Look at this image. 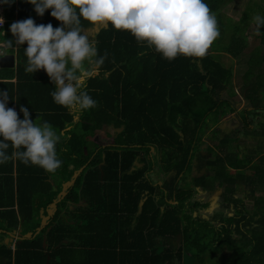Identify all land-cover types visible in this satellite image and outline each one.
<instances>
[{
    "label": "trees",
    "instance_id": "obj_1",
    "mask_svg": "<svg viewBox=\"0 0 264 264\" xmlns=\"http://www.w3.org/2000/svg\"><path fill=\"white\" fill-rule=\"evenodd\" d=\"M222 1L204 0L216 16L215 41L222 38V47L199 58L178 55L168 61L127 31L99 28L90 40L98 56L107 57L86 81L85 90L96 101L87 111L55 104L50 95L55 85L41 72L25 71L27 45L17 46L16 69L0 70V91L7 90L6 106L19 119L23 106L32 121L46 120L56 129L62 164L54 173L18 159L0 164V264H264V53L257 47L241 76L243 96L252 104L244 109L247 117L242 113L239 129L220 139L211 130L235 111L233 87L227 98L219 97L233 76L231 63L211 53L237 58L244 29L264 0L237 21L222 17ZM3 7L7 20L31 17L36 24L61 26L50 10L37 16L24 0ZM225 22L234 29L223 43ZM9 26L2 39L13 40ZM90 26L81 20L83 29ZM260 35L262 43L264 31ZM205 131L208 142L202 140ZM202 144L213 154L202 166L211 174L191 172ZM6 151L10 155L13 149ZM154 166L163 176L171 173V181L156 184L150 177ZM81 167L47 224L34 234L39 211L46 214ZM195 187L202 193L223 188L220 205L232 214L200 217L208 202L193 198ZM28 232L33 237L4 243L7 233Z\"/></svg>",
    "mask_w": 264,
    "mask_h": 264
},
{
    "label": "clouds",
    "instance_id": "obj_2",
    "mask_svg": "<svg viewBox=\"0 0 264 264\" xmlns=\"http://www.w3.org/2000/svg\"><path fill=\"white\" fill-rule=\"evenodd\" d=\"M16 0H0L11 5ZM37 16L46 10L61 26L36 24L31 17L10 24L13 40H0V51L15 50L26 43L25 71L43 69L55 90L50 93L55 104L69 110L87 111L96 101L85 90L87 79L103 64L105 52L98 56L95 42L81 27V20L91 26L111 25L130 33L138 43H145L162 58L172 61L178 55L203 57L219 36L217 19L204 0H24ZM257 34L264 26V15L253 17ZM0 16V33L4 37ZM8 92L0 91V164L18 159L47 173H54L62 161L56 145L60 136L48 122L32 121L28 109L17 112L7 107ZM12 148L9 155L6 150Z\"/></svg>",
    "mask_w": 264,
    "mask_h": 264
},
{
    "label": "rangeland",
    "instance_id": "obj_3",
    "mask_svg": "<svg viewBox=\"0 0 264 264\" xmlns=\"http://www.w3.org/2000/svg\"><path fill=\"white\" fill-rule=\"evenodd\" d=\"M223 6L219 8V13L222 15V17L227 18L228 21H237L238 19H240L242 13H244L245 11L247 12V14H249V10L248 9H259L262 4L263 1L261 0H223L222 1ZM249 5V6H248ZM253 5V6H252ZM246 6H248L249 8H247ZM262 9V11H260ZM260 10H256L257 14L260 15H264V7H261ZM4 7L2 4H0V16H2L4 18V24L2 25V28L4 27V25L6 23H8V25H10L11 23L15 22L17 19H13V20H7L3 13H4ZM255 14V15H257ZM254 15V16H255ZM253 16V17H254ZM251 17V16H250ZM253 17L251 19V21L249 22V24L245 27L244 32H243V38L242 39V43H243V49L241 50L239 56L237 58H231L230 55H227L225 51H221L220 53H211L212 55H216L218 58L223 60V64L225 65H229L231 63L232 66V71H233V76L230 80V84L226 87V89L222 92L219 93V97L224 99L227 98L226 96V92L228 90L229 87H233L234 88V93H235V97L232 98L231 102L233 104V106L235 107V111L229 114H226L225 116H222L219 120H218V124L217 125H212L211 130L213 131H218V139H220L224 133V135H226V133H228L229 131L233 130L236 131L239 129L240 126V119H242V113L244 114L243 116L247 117V115L244 113V109L246 110H250L252 104H250L243 96L245 89H241V76L244 73V71L247 68V59L248 56L252 55V51L257 47L258 49L256 50H260L261 54L264 53V40L261 43L262 37H260L261 32L264 31V26H261L259 32L260 34H257V28H256V24L253 20ZM226 21V20H225ZM225 29L224 32L222 33V37H223V43L226 41V39H228V35H229V31L233 30L234 28L232 27V24H228L227 22H225ZM221 37V34H220ZM239 38V36H237ZM222 41V38H221ZM221 41H213L212 44L210 45V47L206 50V51H211L210 49H212V47L215 48V50H219V48H221ZM255 50V51H256ZM212 52V51H211ZM264 69V68H262ZM256 70V69H255ZM254 70V71H255ZM73 111V110H70ZM258 118L256 117L255 120H257ZM249 120V119H248ZM59 134V133H58ZM210 133L209 131H205V135L202 137V140L204 142H208V137H209ZM60 136V134H59ZM239 143H242V139H239ZM201 150L202 152L200 153V157L195 161V163L192 166L191 172L193 174H201L203 173L205 174H211L210 171H208L207 169L202 168L203 166V161H205L206 159H210L213 158V154L208 153L207 151L204 150V144L201 145ZM225 154H232V152L224 149L223 151ZM223 152H218L219 156H223ZM262 153V152H261ZM260 154H256L254 157L257 158ZM159 170V166H154L152 168V171L150 172V177L151 179L156 182V184H159L161 182H165L168 183L171 181L172 178V174H167L166 176H163L162 172H158ZM160 171V170H159ZM244 187H242L240 190L236 191L237 195H242L245 189H243ZM246 188V187H245ZM195 190H197L193 196V198L198 199L201 202H208V206L200 209L199 211V216L204 218V219H210L212 217V215H214L216 212L220 211L222 213L225 214V216H230L232 214V210L231 209H223V207H221L220 203L222 202L223 199V188H217L215 187V190H213V188L210 190V192L206 191L204 193L199 192V188L195 187ZM260 193V191H259ZM258 192L255 193L256 195L259 194ZM235 238H237L238 236H234ZM5 240V239H4ZM218 255V253H217ZM215 261V260H214ZM215 263H218L217 261H215Z\"/></svg>",
    "mask_w": 264,
    "mask_h": 264
},
{
    "label": "water",
    "instance_id": "obj_4",
    "mask_svg": "<svg viewBox=\"0 0 264 264\" xmlns=\"http://www.w3.org/2000/svg\"><path fill=\"white\" fill-rule=\"evenodd\" d=\"M13 66H14V56L12 54L4 53V54L0 55V68H12ZM150 150L152 151V148ZM82 168L83 167L79 168L77 171H75L73 173L71 180L63 183L62 189L59 193V198L53 200L48 205V208L46 209V214L44 215L42 210L39 211L40 226L37 228V230L34 234H36L43 226H45L47 224V220L52 216L53 210L55 209L57 201L60 200L61 198H63V196L65 195V192H64L65 189L73 184L75 178L78 176V174L82 170ZM1 232H3V231L0 230V233ZM7 235H8V237L4 240V243H7V241H13V239L20 240V239H24V238L29 239V238L33 237V235L30 232L24 234L21 237H19L18 234L14 235V234L7 233Z\"/></svg>",
    "mask_w": 264,
    "mask_h": 264
},
{
    "label": "crops",
    "instance_id": "obj_5",
    "mask_svg": "<svg viewBox=\"0 0 264 264\" xmlns=\"http://www.w3.org/2000/svg\"><path fill=\"white\" fill-rule=\"evenodd\" d=\"M26 3V2H25ZM5 10V9H4ZM19 20H23V19H19ZM17 21V20H16ZM101 27H103V26H90V27H87V28H85L84 29V31L87 33V35L89 36V38H92V36L93 35H95V33L99 30V28H101ZM2 30H3V32H4V35H5V33H7L6 32V30H5V28L3 27L2 28ZM2 33H0V40H3L2 39ZM13 41H14V37H13ZM4 53H6V54H12L13 56H14V66L12 67V68H0V70H2V69H11V70H15L16 69V65H17V63H18V61H19V58H18V56H17V46H15V50H12V49H5V50H3V51H0V55L1 54H4ZM38 72H41L44 76H46V77H48L47 76V74H46V72L43 70V69H40V70H37ZM49 78V77H48ZM2 79H0V81H1ZM3 81H8V80H6V79H3ZM11 82H15V79L14 80H12ZM16 235H17V233H16ZM6 239V238H5ZM8 242V241H7Z\"/></svg>",
    "mask_w": 264,
    "mask_h": 264
}]
</instances>
